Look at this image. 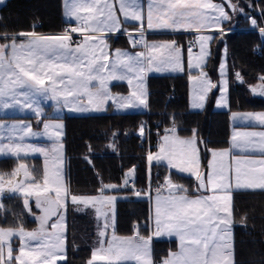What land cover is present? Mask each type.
Returning a JSON list of instances; mask_svg holds the SVG:
<instances>
[{"label": "snow or ice", "instance_id": "obj_1", "mask_svg": "<svg viewBox=\"0 0 264 264\" xmlns=\"http://www.w3.org/2000/svg\"><path fill=\"white\" fill-rule=\"evenodd\" d=\"M2 2V0H0ZM229 4L235 11L236 6ZM67 18L76 26L60 35H40L35 31L18 36H0V107L31 109L42 115L41 98L55 100L72 111H100L111 100L118 108H135L147 104L145 78L149 72L183 71L184 51L172 42H149L146 30L195 32L196 39L187 48V63L198 69L191 76L193 107H202L207 92L216 87L203 71L210 55L213 37L205 31L220 29L221 20L229 19L222 4L213 0H65ZM119 13V15H118ZM123 22H135V34L126 33L133 47L142 50L129 53L109 52L106 34L121 30ZM255 24V21H253ZM222 30V29H221ZM72 33L82 39L74 41ZM198 47V52H193ZM221 74L224 75L223 69ZM126 81L131 86L128 97H114L111 81ZM253 92L264 96V77ZM227 91V81L224 82ZM224 98L222 97V103ZM234 120L255 121L264 125V113L234 114ZM5 126L0 124V130ZM44 135L53 140L49 148L24 143L26 136H37L29 125L8 127V140L19 143L0 144V154L14 156L39 153L44 156V170L37 180L27 165L21 163L8 177L0 174V191L7 184L12 191L25 195V206L31 211L27 197L35 198L39 228L25 231L0 227V264H57L66 260L67 202L95 208L102 225H98V242L87 264H153L151 239L139 228L132 236H120L115 229L112 206L115 197L108 196L106 185L97 197L70 193L64 181L61 143L62 125L44 123ZM143 129H141V134ZM4 137L0 135V139ZM158 152L148 155L149 162H165L181 173L195 176L199 195L189 196L183 185L169 176L156 190L152 215V235L175 236L179 250L170 253L161 264H234L232 240V193L239 190H264V131L235 132L232 149L211 150L207 171L201 167L199 141L195 134L181 138L173 127L162 137ZM259 153V158L252 154ZM23 172L22 181L17 176ZM133 172L129 173L131 177ZM127 185L128 180L124 181ZM137 196L140 192L135 193ZM151 198V193L146 192ZM21 241L15 249L13 238Z\"/></svg>", "mask_w": 264, "mask_h": 264}, {"label": "trees", "instance_id": "obj_2", "mask_svg": "<svg viewBox=\"0 0 264 264\" xmlns=\"http://www.w3.org/2000/svg\"><path fill=\"white\" fill-rule=\"evenodd\" d=\"M220 1V0H216ZM240 10L223 29L234 30L222 34L211 43L210 56L203 71L216 83L220 51L225 44L228 53L229 107L225 111L213 108L217 88L201 111L188 108L187 73L180 75H152L147 78V111L145 113L114 114L111 107L106 113L89 116H66L64 121L65 183L70 193L96 197L101 188L108 196L123 197L115 203V229L120 236H132L135 226L149 225L148 201L130 197L124 192V181L133 172L138 186H144L147 175V143L138 135L145 122L150 130L149 152H152L171 123L176 125L180 137L195 134L201 149L204 167L209 150L227 147L229 140L228 117L230 112L264 111V101L252 98L249 87L264 77V0H231ZM234 13V14H233ZM0 35H18L35 31L40 34H59L66 27L62 18V0H6L0 8ZM254 20L251 26L249 20ZM127 29H136L127 25ZM260 30V31H259ZM219 37V36H218ZM158 39H176L186 48L184 35H157ZM111 48L128 47L125 36L108 38ZM221 40V41H220ZM192 75H199L198 72ZM122 88V86H118ZM116 89V86H113ZM32 119L31 117H28ZM18 161L25 162L37 180L41 179V160L0 159V173L9 175ZM158 168L162 176L166 170ZM174 183L183 185L193 194V180L170 173ZM21 196L3 197L0 203V227L32 230L36 223ZM66 255L58 264H87L96 239V222L90 209L78 210L67 204ZM232 237L234 264H264V190L236 191L232 193ZM144 237L147 229L139 230ZM176 250V241H152L153 264H160ZM15 252V249H14Z\"/></svg>", "mask_w": 264, "mask_h": 264}, {"label": "rangeland", "instance_id": "obj_3", "mask_svg": "<svg viewBox=\"0 0 264 264\" xmlns=\"http://www.w3.org/2000/svg\"><path fill=\"white\" fill-rule=\"evenodd\" d=\"M214 3H219L222 4L225 7V10L228 12L229 15V19L227 20H221L220 22V31L218 32H214V31H205L203 34L208 35L213 37L212 41L209 44V52L211 51V43L214 41V43L219 40V38L221 37L222 34H226V33H231L234 30H228V29H223V26L225 23H228L232 20V16L231 13L227 10L226 6L221 2V1H216L213 0ZM141 3L144 4L146 6L147 4V0H141ZM236 6V4H233ZM240 12V10L236 7V10L234 11L235 15H237L236 13ZM233 13V14H234ZM119 14V13H118ZM251 26L253 25V21L254 20H249ZM135 23V22H134ZM222 29V30H221ZM166 32H168V30H165ZM260 31V30H259ZM133 34H135V32H132ZM184 35L185 36V40H186V48H184L182 45L178 44L176 39L172 38V39H158L156 38V36L158 34H149L148 36L146 35V38L149 42H172L175 41L176 44H178L182 50L184 51V70L183 71H162V72H149L146 75L145 78V82L148 76L151 75H180V74H185L187 73L189 75V81H188V104H189V109L190 110H194V111H201L205 108L208 98L210 97L211 93L214 91V88H217V93L214 99V105L215 108L219 109L221 104H225L224 106H227V102H228V97H229V71H228V53H227V49L225 44L222 46L221 51H220V61L218 63L217 66V76H218V80L216 83H214L208 76L206 77L207 79H210L211 82L216 85V87L211 88L207 94L206 97L204 99V101L202 102L203 106L202 107H193V94H192V83H191V76L192 73L194 72H198L200 70L198 69H191L187 63V47L190 45L189 42H191V44L194 42V40L196 39L197 33L195 32H178V33H174L172 35ZM161 35H169V34H161ZM129 36V35H128ZM219 36V37H218ZM127 42H128V47H116V48H111L109 42V50H114V49H118L121 51H127L129 53H135L138 52L140 50H142L140 47H133L131 42H130V38H126ZM221 41V40H220ZM198 47H193V52H198ZM209 56L206 58V63L203 65V69L206 67ZM223 69L224 71V75L221 74V70ZM227 81V91H225L224 88V82ZM126 82V81H124ZM121 84H124L122 82H115V83H111L109 85L111 93L114 97H128L131 93V86L128 85V83L126 82L125 85L127 86V89L123 90L122 88H118V86H122ZM113 86H116V89H113ZM145 89H146V83H145ZM222 97L224 98V102L222 103ZM147 100V99H146ZM213 105V108H214ZM108 107H111V111L114 114H127V113H145L146 111V106L145 105H140L138 107L135 108H126V109H120L118 108V106L113 103L111 100H109L104 106H103V110L100 111H95V110H90V111H85V112H81V111H72L70 110L68 107H64L62 106V104H58L55 100H50L47 98H41V110H42V115H36L31 109H27V108H21V107H17L14 109H5L0 107V114L1 115H9V114H18L21 115L23 117H14V118H7V117H0V124H3L5 126V128L3 130H0V135H2L4 138L0 139V144H8L10 142L12 143H19V140H13V141H9L8 140V127L11 125H29L32 128V131L35 133H39L40 135L37 136H26L24 139V143L27 144H33L39 147H44V148H49L52 146L53 144V140L49 139V137L47 135H44V128H43V124L44 123H60L62 125V136H61V143L63 145V138H64V121L62 118L66 117V116H89V115H99V114H104L106 113ZM228 107H229V103H228ZM26 115V116H25ZM28 117H31L32 119H29ZM145 125V122H142L141 127L139 128L138 131V135L140 138L144 139L143 141H147L148 139L146 136V131H145V127L142 128ZM141 129H143V133L141 134ZM188 139V138H187ZM162 142V139H161ZM159 150V149H158ZM155 151L153 153V155H155L157 152ZM62 155H63V173H64V181H65V154H64V145L62 148ZM10 156V157H9ZM14 156V155H13ZM20 157L23 158H38L41 160V171H42V175H43V170H44V156L36 153V154H29V155H23L21 154ZM148 157V156H147ZM7 158H14L17 159V156L15 157H11L10 154H0V159H7ZM19 158V157H18ZM201 158V167L203 171H207V162L205 164V166H202V157L200 155ZM25 164L27 165L25 162L23 161H18L17 165L15 166V168L13 169L12 173L18 168L19 164ZM162 163V162H160ZM157 163L155 160L149 162V165L151 167V165L153 164H160ZM28 167V166H27ZM1 174V173H0ZM188 174V173H187ZM190 175V174H189ZM187 175V176H189ZM133 176V175H132ZM193 175H190V177ZM6 177V176H5ZM195 178V176H193ZM168 177H165V181ZM17 181H22L23 179V172L21 171L20 175L17 176ZM196 179V178H195ZM19 195V196H23L25 197V195L22 192L19 191H12L11 188L5 184L4 188L2 191H0V201L4 196L7 195ZM155 198V196L153 198L150 199V201H153ZM27 199H34V197H27ZM74 205V204H73ZM75 208H77L78 210H84V209H90V210H95V208L91 207V206H84V205H74ZM152 207V206H151ZM38 209V208H37ZM40 210V209H38ZM41 211V210H40ZM67 211V208H66ZM64 212L65 215V223H66V214L67 212ZM42 213V212H41ZM115 213L114 210L112 209V214ZM42 215V214H41ZM25 231H32V230H25ZM66 233V232H65ZM21 244V241L18 238H13L12 241V246L13 249H17ZM17 254L16 252H14V255ZM64 260H60L57 261V264L60 262H63Z\"/></svg>", "mask_w": 264, "mask_h": 264}, {"label": "crops", "instance_id": "obj_4", "mask_svg": "<svg viewBox=\"0 0 264 264\" xmlns=\"http://www.w3.org/2000/svg\"><path fill=\"white\" fill-rule=\"evenodd\" d=\"M6 0H2V2H0V8L2 7V5L4 4V2H5ZM65 11H66V5H65V0H62V18H63V20H64V22L66 23V25H69V24H72V25H74V26H76V21L74 20V19H69V18H67L66 17V15H65ZM119 15V14H118ZM0 17H1V15H0ZM121 20H122V26H121V30L120 31H117V32H114V33H108V34H106V37H107V42H109V39L108 38H110V37H116V36H125L126 38H130L126 33H132V32H137V29H134V30H130V29H127L126 27H127V25H133L134 24V22H123V18L121 17ZM208 31H214V32H218V31H220L219 29H212V30H208ZM33 32V31H32ZM178 32H184V33H187V32H185V31H176V32H173V31H168V32H166L165 30H163V31H151V30H146V35L148 36L150 33L151 34H158V35H161L162 33L163 34H169V35H172V34H174V33H178ZM37 33V32H36ZM64 33V31L62 32V33H59V34H40V33H37V34H40V35H60V34H63ZM76 34H78V33H76ZM0 36H3V35H0ZM8 36H18V39L19 40H21V41H23V40H26L27 39V37L26 36H19V35H8ZM82 39V37L80 36V38H79V40H81ZM0 42H3L2 40H0ZM109 44H110V42H109ZM189 44H191V42H189ZM188 48V47H187ZM116 50H118V49H114V50H109V52H110V54L111 53H114ZM152 76V75H151ZM157 76H159V75H157ZM160 76H164V75H160ZM149 77V76H148ZM147 77V78H148ZM261 78L262 77H260L259 78V81L256 83V84H254V85H252V86H250L249 87V94H250V96L252 97V98H256V99H260V100H263L264 101V96H261V95H258L257 93H255V92H253V88H256V87H258L260 84H261ZM188 81H189V79H188ZM115 82H122V83H124V84H121V85H123V88L124 89H127V86L125 85V83L126 82H124V81H117V80H113V81H111L110 82V84L111 83H115ZM146 99H147V96H148V92H147V79H146ZM109 84V85H110ZM215 104V103H214ZM225 104H221V106H220V108L219 109H217V108H215V105H214V110H216V111H225V110H227L228 109V102H227V106H224ZM188 108H189V104H188ZM190 110V109H189ZM146 111H147V104H146ZM145 111V112H146ZM190 111H194V110H190ZM249 113H253V114H261V113H264V111H246V112H240V111H236V112H230L229 113V117H228V124H229V140H228V145H227V147H225V148H223V149H217V150H232V151H235L234 149H232V136L234 135V133L235 132H244V131H251V132H261V131H264V125H261V124H259L258 122H255V121H248V120H234L233 119V116H234V114H238V115H241V116H243L244 114H249ZM26 116V115H25ZM0 117H9V118H14V117H23V116H21V115H18V114H9V115H1L0 114ZM164 135H166V134H162L161 135V137L159 138V140H158V143L156 144V146H155V148H154V150L152 151V152H149L148 154H147V156L151 153V154H153L155 151H157L158 149H159V144L161 143V139H162V137L164 136ZM192 137V136H191ZM191 137H181V138H184V139H187V138H191ZM201 155V154H200ZM253 155V157L254 158H259V156H260V154L259 153H255V154H252ZM10 157V156H9ZM11 157H15V156H13V155H11ZM17 159H31V158H23V157H20L19 156V158L17 157ZM210 159H211V150H209L208 151V158H207V165H208V163H209V161H210ZM147 165H149V160H148V157H147ZM28 166V165H27ZM150 166V165H149ZM152 166H162V167H164L165 168V170H166V175H165V177H169L170 176V173L172 172V173H175V174H178V175H181V176H185V177H189V178H191L192 180H193V194H188L189 196H195V195H199V193L197 192V190H196V185H197V180L193 177V176H191L190 177V175L189 174H187V173H181V172H179L178 170H176V169H173V168H171L170 166H168L165 162H162V163H160V164H153V165H151V167ZM207 168V167H206ZM28 169L30 170V168L28 167ZM31 171V170H30ZM130 173V172H129ZM12 174V173H11ZM11 174H9V175H11ZM9 175H4V176H6V177H8ZM187 175H189V176H187ZM128 177H130L129 176V174H128V176H127V178ZM41 179H42V171H41ZM40 179V180H41ZM66 184V183H65ZM239 191H260L259 189H257V190H239ZM234 192H236V191H234ZM16 195V194H15ZM7 196H10V195H7ZM17 196H19V195H17ZM155 196V195H154ZM154 196H152L151 198H153ZM4 197H6V196H4ZM22 198H23V200H24V203H25V197H23V196H21ZM97 197V196H96ZM113 197H115V202H114V204L112 205V206H106V208H105V210L106 211H108L109 212V215H112V209L114 210V212H115V203H116V201H118V200H120V199H122L123 197H117V196H113ZM151 198H149L147 201H148V205H149V225H148V227H149V229H150V231H149V236H152V239H151V250H152V241L153 240H156V239H163V240H174V241H176V250L174 251V252H177L178 250H179V240H178V238L177 237H175V236H168V235H160V236H153L152 235V230H153V225H152V215H153V204H154V200L153 201H150V199ZM29 200V204H32L33 205V207L38 211V214H36V215H32V214H30L29 216H30V218L31 219H33L34 221H35V223H36V226L32 229V231H36V230H38V228H39V220H38V217L42 214L41 213V211L40 210H38L36 207H35V200L34 199H28ZM0 203H1V201H0ZM68 203H71V201L69 200L68 202H67V204ZM72 204V203H71ZM152 206V207H151ZM92 212L94 213V217H95V222H96V239H95V242H94V244H93V248H92V250L97 246V242H98V239H99V237H98V235H97V233H98V225H102V220L100 219V218H98V216H97V213H96V211L94 210H92ZM114 217H115V213H114ZM232 240H233V237H232ZM174 252H171V253H174ZM170 254V253H169ZM169 254H168V256L165 258V259H167L168 257H169ZM91 256H92V252H91ZM91 256H90V258H91ZM165 259H163V260H165ZM232 259H233V257H232ZM90 260V259H89ZM88 260V261H89ZM153 260V259H152ZM162 260V261H163ZM161 261V262H162ZM161 262H160V264H161ZM97 264H102V262H97Z\"/></svg>", "mask_w": 264, "mask_h": 264}, {"label": "built area", "instance_id": "obj_5", "mask_svg": "<svg viewBox=\"0 0 264 264\" xmlns=\"http://www.w3.org/2000/svg\"><path fill=\"white\" fill-rule=\"evenodd\" d=\"M70 27H74V25L72 24L66 25L64 32L68 30ZM72 37L74 41H79L80 35L76 33H72ZM144 127L146 131V136H147L146 139H148L150 135V130L146 123L142 128ZM173 127L176 129V125L174 123H171L167 128H164L161 131L162 134H168V130L172 129ZM146 143H147V154H148L149 153V139L146 141ZM127 180H128L127 185H125L124 183V187H125L124 192H126L130 197L148 200L150 197L146 195L145 193L150 192L151 197L156 195V190L165 183V176L164 177L162 176V173L158 168L153 169L152 167L147 165V175H146V181H145L144 186H138L134 176L128 177ZM136 192H140L141 195L137 196L135 194ZM136 227H138L139 230L147 229L148 231H150L148 226H135L134 228Z\"/></svg>", "mask_w": 264, "mask_h": 264}, {"label": "water", "instance_id": "obj_6", "mask_svg": "<svg viewBox=\"0 0 264 264\" xmlns=\"http://www.w3.org/2000/svg\"><path fill=\"white\" fill-rule=\"evenodd\" d=\"M220 1L226 6V8H227V10L229 12H231V13L234 12V10L232 9L231 5L229 4V0H220Z\"/></svg>", "mask_w": 264, "mask_h": 264}]
</instances>
